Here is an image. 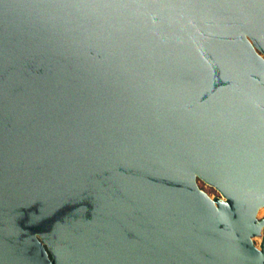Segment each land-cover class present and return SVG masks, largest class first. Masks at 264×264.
Listing matches in <instances>:
<instances>
[{
	"label": "water",
	"instance_id": "water-1",
	"mask_svg": "<svg viewBox=\"0 0 264 264\" xmlns=\"http://www.w3.org/2000/svg\"><path fill=\"white\" fill-rule=\"evenodd\" d=\"M263 205L264 0H0V264H264Z\"/></svg>",
	"mask_w": 264,
	"mask_h": 264
},
{
	"label": "rangeland",
	"instance_id": "rangeland-1",
	"mask_svg": "<svg viewBox=\"0 0 264 264\" xmlns=\"http://www.w3.org/2000/svg\"><path fill=\"white\" fill-rule=\"evenodd\" d=\"M199 184L215 200H217L218 198L224 197L222 193L216 187L208 184L204 180L199 179ZM255 224H256L257 230L252 232L251 238L253 239L254 244L258 248L262 249V246L264 244V205L259 209Z\"/></svg>",
	"mask_w": 264,
	"mask_h": 264
}]
</instances>
